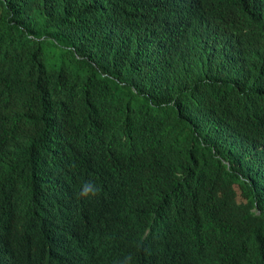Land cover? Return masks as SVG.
<instances>
[{"label": "trees", "instance_id": "obj_1", "mask_svg": "<svg viewBox=\"0 0 264 264\" xmlns=\"http://www.w3.org/2000/svg\"><path fill=\"white\" fill-rule=\"evenodd\" d=\"M189 1L43 0L49 15L0 11L18 65L39 62L66 114L92 118L62 121L72 147L110 124L160 161L154 174L108 175L100 165L125 163L101 154L99 166L71 170L98 194L40 228L19 218L54 167L31 135L40 99L0 111L6 252L31 249L43 264H264V0Z\"/></svg>", "mask_w": 264, "mask_h": 264}, {"label": "clouds", "instance_id": "obj_2", "mask_svg": "<svg viewBox=\"0 0 264 264\" xmlns=\"http://www.w3.org/2000/svg\"><path fill=\"white\" fill-rule=\"evenodd\" d=\"M165 3L178 5L182 9L190 6L189 0H165ZM0 4V11L8 14H17L22 10H41L43 14L49 15L43 0H0ZM15 42L12 27L0 17V111L27 107L39 98V109L33 121L31 135L36 139V148L44 151L43 158L47 156L54 162L44 186L37 192L35 206L20 211V219L30 220L40 228L49 229L59 219L76 211L77 198L80 200L97 195L99 188L94 182H81L77 185L70 171L88 167L93 163L99 166L101 154L104 157L116 155L125 163L122 166L100 165L108 175L123 166L135 171L148 169L150 174L158 171L160 161L157 155L146 153L145 148L110 124L97 127L87 140L80 142V148L72 147L73 144L60 135L62 121L71 124L82 122L89 126L92 118H74L67 115L63 99L56 94L53 87L44 86L40 76L41 64L27 58L23 64L18 65L20 49H17ZM29 66L32 69H28ZM4 258L11 259V264H43V260L31 249L15 253L6 252L0 228V260ZM126 259L130 260L131 257Z\"/></svg>", "mask_w": 264, "mask_h": 264}]
</instances>
